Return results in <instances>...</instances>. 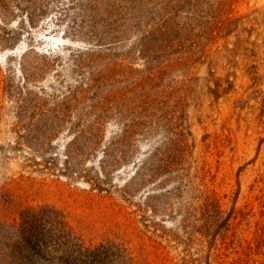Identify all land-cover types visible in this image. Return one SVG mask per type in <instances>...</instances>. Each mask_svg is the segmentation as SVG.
<instances>
[{
    "label": "rangeland",
    "instance_id": "obj_1",
    "mask_svg": "<svg viewBox=\"0 0 264 264\" xmlns=\"http://www.w3.org/2000/svg\"><path fill=\"white\" fill-rule=\"evenodd\" d=\"M204 1L150 61L109 0H0V223L49 203L146 264H264V0Z\"/></svg>",
    "mask_w": 264,
    "mask_h": 264
},
{
    "label": "trees",
    "instance_id": "obj_2",
    "mask_svg": "<svg viewBox=\"0 0 264 264\" xmlns=\"http://www.w3.org/2000/svg\"><path fill=\"white\" fill-rule=\"evenodd\" d=\"M224 0H217L222 3ZM204 0H109L111 31L123 35L126 26L144 27L140 51L148 60L168 54L170 46L186 47V36L207 35L201 26ZM65 44V43H63ZM61 46V44H59ZM159 51V54H157ZM169 146L154 154V161L170 168ZM152 176L158 166L149 169ZM189 234L187 226L181 227ZM182 245L190 237L171 236ZM183 264H188L183 258ZM193 262H191L192 264ZM0 264H146L122 236L87 238L73 226L69 214L53 204L24 208L17 219L0 223ZM204 264H210L207 259Z\"/></svg>",
    "mask_w": 264,
    "mask_h": 264
}]
</instances>
